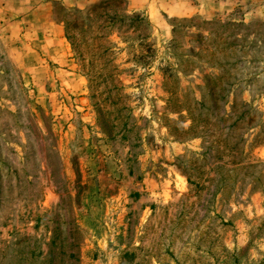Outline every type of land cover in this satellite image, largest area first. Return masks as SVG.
<instances>
[{
	"label": "rangeland",
	"instance_id": "1",
	"mask_svg": "<svg viewBox=\"0 0 264 264\" xmlns=\"http://www.w3.org/2000/svg\"><path fill=\"white\" fill-rule=\"evenodd\" d=\"M51 16L0 20V264H264V0Z\"/></svg>",
	"mask_w": 264,
	"mask_h": 264
},
{
	"label": "crops",
	"instance_id": "2",
	"mask_svg": "<svg viewBox=\"0 0 264 264\" xmlns=\"http://www.w3.org/2000/svg\"><path fill=\"white\" fill-rule=\"evenodd\" d=\"M53 0H3L4 6H12L9 12H0V20H4L7 23H11L10 28L17 31V35L20 37H29L30 39L38 38L44 46L50 45L49 42L60 43L62 37V31L60 25H57L52 20L51 5ZM66 7H78L82 8L85 5L92 3L96 0H57ZM2 3L0 2V5ZM30 22L41 23L42 29L38 34L35 33L34 27ZM46 23V25H45ZM48 24V25H47ZM5 28V26H4ZM53 30V33H51ZM47 31V32H46ZM10 32H12L10 30ZM36 34V35H35ZM51 34L53 36L51 37ZM8 35L12 36L11 33ZM56 37V39H55ZM53 45L55 43H52ZM29 45V42H28ZM51 45V46H53Z\"/></svg>",
	"mask_w": 264,
	"mask_h": 264
},
{
	"label": "trees",
	"instance_id": "3",
	"mask_svg": "<svg viewBox=\"0 0 264 264\" xmlns=\"http://www.w3.org/2000/svg\"><path fill=\"white\" fill-rule=\"evenodd\" d=\"M108 4H106V2L105 3H103V4H98V5H96V6H94L93 7V9L91 10V12L94 14V17H96V18H101V17H104L103 15H106V14H102V10L103 9H105V7L107 6ZM78 12V11H77ZM114 15V18L113 17H111V18H109L108 19V23H114L115 21H118V20H116V17L118 16L117 14H113ZM119 16H125V15H119ZM126 17V16H125ZM240 26H244V25H242V24H240ZM68 29V27H67V24H66V26H65V30H67ZM72 38L74 39V36H70V35H68V34H66V39L68 40V41H70V42H72ZM254 39H255V37H254ZM257 39V38H256ZM223 41L225 42V44H227V46H229V45H232L235 41H234V39H229V37H227V36H224L223 37ZM242 41L244 42V40L242 39ZM252 41H254V40H252ZM260 41L263 43L264 42V37H261L260 38ZM71 45L73 46V43H71ZM77 45V44H76ZM251 45H254V47L256 46V44H254V42H251ZM245 46V45H244ZM229 49V48H228ZM230 50V49H229ZM206 87L208 88V90H207V92H206V96L208 95L210 98H212V97H215V96H220L223 92H224V87H221L222 89H220V88H218V89H216V88H214L213 86H209V85H206ZM213 107H214V104H212V103H210ZM190 184H192L191 182H190Z\"/></svg>",
	"mask_w": 264,
	"mask_h": 264
}]
</instances>
